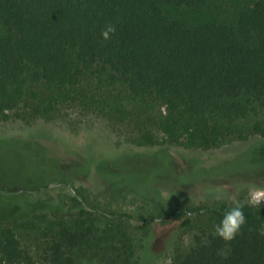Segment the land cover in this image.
Returning a JSON list of instances; mask_svg holds the SVG:
<instances>
[{
  "label": "trees",
  "instance_id": "1",
  "mask_svg": "<svg viewBox=\"0 0 264 264\" xmlns=\"http://www.w3.org/2000/svg\"><path fill=\"white\" fill-rule=\"evenodd\" d=\"M108 24L116 31L105 40ZM71 106L125 125L130 143L157 149L121 153L163 169L176 168L169 147L264 138V0H0V122L51 120ZM87 164L69 181L90 175ZM146 169L142 183L127 181L160 217H185L182 229L194 218L206 223L175 264H264V206L240 198L246 223L224 241L215 226L238 202L184 210L188 197L164 199ZM81 213L49 230L41 264H78L76 251L98 241ZM37 263L15 228L0 223V264Z\"/></svg>",
  "mask_w": 264,
  "mask_h": 264
},
{
  "label": "rangeland",
  "instance_id": "2",
  "mask_svg": "<svg viewBox=\"0 0 264 264\" xmlns=\"http://www.w3.org/2000/svg\"><path fill=\"white\" fill-rule=\"evenodd\" d=\"M258 117L264 119V109ZM127 137L125 125L72 106L51 120L0 122V223L15 228L37 264L49 230L81 218L82 208L87 209L83 219L98 229V241L76 251L78 264H138L147 251V264H175L206 223L194 218L182 229L185 217L163 219L153 201L131 190L127 179L142 183L148 164L155 170L153 189L177 202L188 197L184 210L249 201V189L264 190V138L259 135L214 150L169 147L176 168L164 169L156 159L123 155L157 149ZM86 161L90 175L69 181L86 173ZM253 205L264 206V198Z\"/></svg>",
  "mask_w": 264,
  "mask_h": 264
},
{
  "label": "clouds",
  "instance_id": "3",
  "mask_svg": "<svg viewBox=\"0 0 264 264\" xmlns=\"http://www.w3.org/2000/svg\"><path fill=\"white\" fill-rule=\"evenodd\" d=\"M116 27L113 24H108L102 31L103 39L108 40L111 34L115 33ZM249 202L252 204H259L264 198V190L252 188L249 189ZM244 204L242 202L236 203L233 207L228 209L218 225L215 226V234L224 241L233 240L241 230V227L246 223V217L243 212Z\"/></svg>",
  "mask_w": 264,
  "mask_h": 264
}]
</instances>
